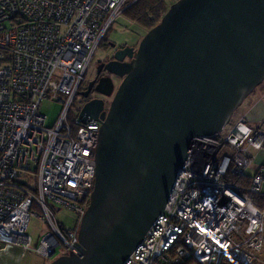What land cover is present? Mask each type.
<instances>
[{
	"label": "built area",
	"instance_id": "obj_1",
	"mask_svg": "<svg viewBox=\"0 0 264 264\" xmlns=\"http://www.w3.org/2000/svg\"><path fill=\"white\" fill-rule=\"evenodd\" d=\"M134 1L0 0L1 250L28 252L26 230L37 210L52 230L36 254L44 262L58 247L64 253L58 257L80 255L73 243L81 247L79 226L94 185L101 122L82 121L79 112L70 124L67 113L97 47ZM58 95L63 108L47 127L40 104ZM218 135L195 139L163 215L123 264H264V207L251 198L261 195L264 167L244 183L251 150L264 149V130L241 116ZM55 207L73 210L76 226L61 229Z\"/></svg>",
	"mask_w": 264,
	"mask_h": 264
},
{
	"label": "water",
	"instance_id": "obj_2",
	"mask_svg": "<svg viewBox=\"0 0 264 264\" xmlns=\"http://www.w3.org/2000/svg\"><path fill=\"white\" fill-rule=\"evenodd\" d=\"M105 70L122 78L108 111L91 100L79 114L101 122L80 255L49 264H123L142 241L195 139L221 132L264 80V0H177ZM113 89L109 76L95 86Z\"/></svg>",
	"mask_w": 264,
	"mask_h": 264
},
{
	"label": "rangeland",
	"instance_id": "obj_3",
	"mask_svg": "<svg viewBox=\"0 0 264 264\" xmlns=\"http://www.w3.org/2000/svg\"><path fill=\"white\" fill-rule=\"evenodd\" d=\"M132 1L133 0H128L129 3ZM176 1L177 0H163V2L167 5L166 6L167 10ZM164 14L165 12L162 14V16ZM148 30L150 29H145L139 24L128 20L122 14L114 20L112 26L105 34V37L103 38L102 42L97 47L94 56L98 57L103 54L104 52L103 50L105 49V43L107 40H113V41H117L118 43H125L128 45H135L138 48L139 42L145 36ZM260 84H264V80ZM249 96L250 94L246 98H248ZM63 97L64 96L62 95H58L56 98L47 97L43 99V101L41 102L39 111L40 113L46 116L45 125L47 127L53 126L54 123L56 122L58 114L63 108V104L60 103L58 99ZM243 101L233 112V115L230 118L231 121L228 122L227 125H225V127L222 129L221 132H219V134H224L227 128L230 126V123H233L238 117H240L243 114ZM83 105L84 104L80 98L77 97L73 100L70 106V110L67 113V121L70 124H72L74 119L78 116ZM26 179L30 186L34 184V177L32 175L28 176ZM32 212L33 215L29 219L26 230V235H28L31 239L30 249L28 250V252H25L24 256H22L21 255L22 250L20 248L12 247L10 249L1 250L3 245L0 243V264H49L58 256L64 254L61 251L62 249L58 247L56 250V255L50 261H46V262H44L36 254L35 250L38 248L41 238L48 231H51L52 228L49 224L45 223L39 217L41 214L39 211L33 210ZM53 213H54L55 221L57 222V224L61 229L67 230V229H72L76 226L78 221V215L73 210L68 209L66 207H61L59 209L55 207L53 208ZM187 264H196V263L189 262Z\"/></svg>",
	"mask_w": 264,
	"mask_h": 264
},
{
	"label": "flooded vegetation",
	"instance_id": "obj_4",
	"mask_svg": "<svg viewBox=\"0 0 264 264\" xmlns=\"http://www.w3.org/2000/svg\"><path fill=\"white\" fill-rule=\"evenodd\" d=\"M125 47H132L134 51H136L137 46L135 45H128L125 43H118L117 41L113 40H107L105 43V49L103 50V54L95 57L93 55V58L91 60V63L88 67L87 73L81 82L79 89L77 90V93L75 95V98H80L83 104H85L88 101L91 100H102L103 101V110L108 111L110 102L113 99V95L121 82L122 78H118L116 76H113L109 74L106 70L105 67L108 62H111L114 60V54L116 53L117 50L123 49ZM125 61H129L130 59L125 58ZM111 77L113 84H114V89L112 91V94L107 97L95 90V86L97 82L104 77ZM85 94V95H83Z\"/></svg>",
	"mask_w": 264,
	"mask_h": 264
},
{
	"label": "crops",
	"instance_id": "obj_5",
	"mask_svg": "<svg viewBox=\"0 0 264 264\" xmlns=\"http://www.w3.org/2000/svg\"><path fill=\"white\" fill-rule=\"evenodd\" d=\"M241 116L245 117L252 128L264 130V84H259L243 101V114ZM251 155L253 157L252 164L246 172L245 183L259 168L264 167V149L251 150ZM256 205L261 208L264 207V183L261 186V195L256 197ZM261 255L264 257V248Z\"/></svg>",
	"mask_w": 264,
	"mask_h": 264
},
{
	"label": "trees",
	"instance_id": "obj_6",
	"mask_svg": "<svg viewBox=\"0 0 264 264\" xmlns=\"http://www.w3.org/2000/svg\"><path fill=\"white\" fill-rule=\"evenodd\" d=\"M166 6L167 5L163 2V0H135L123 11V15L128 20L139 24L143 28L151 29L160 21L162 14L167 11ZM208 139L217 140L219 139V135L215 134L211 137H208ZM256 197L257 196L251 197L254 203H256ZM189 262H194V261L189 260L187 263ZM223 264H237V263L231 260H227Z\"/></svg>",
	"mask_w": 264,
	"mask_h": 264
}]
</instances>
